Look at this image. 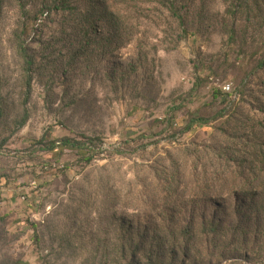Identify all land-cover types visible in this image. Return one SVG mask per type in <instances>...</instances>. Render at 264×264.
<instances>
[{
    "label": "rangeland",
    "instance_id": "1",
    "mask_svg": "<svg viewBox=\"0 0 264 264\" xmlns=\"http://www.w3.org/2000/svg\"><path fill=\"white\" fill-rule=\"evenodd\" d=\"M263 262L264 0H0V264Z\"/></svg>",
    "mask_w": 264,
    "mask_h": 264
},
{
    "label": "trees",
    "instance_id": "2",
    "mask_svg": "<svg viewBox=\"0 0 264 264\" xmlns=\"http://www.w3.org/2000/svg\"><path fill=\"white\" fill-rule=\"evenodd\" d=\"M27 64L29 65V62H27ZM199 122L200 123H204L205 120H203V119H200V120H192L190 122V124L188 125V127H187V131L191 129V127H192V125L194 123H199ZM62 143H63L64 146H67V147H70V148H73V149L78 148V146H79L78 143L73 142L71 139H63L62 140ZM48 149L51 150V151H53L54 150V145H52L51 147L48 146ZM260 215H261V213H260Z\"/></svg>",
    "mask_w": 264,
    "mask_h": 264
},
{
    "label": "built area",
    "instance_id": "3",
    "mask_svg": "<svg viewBox=\"0 0 264 264\" xmlns=\"http://www.w3.org/2000/svg\"><path fill=\"white\" fill-rule=\"evenodd\" d=\"M223 91H224V92H230V91H231V85H230V84H228V85H224V87H223Z\"/></svg>",
    "mask_w": 264,
    "mask_h": 264
}]
</instances>
